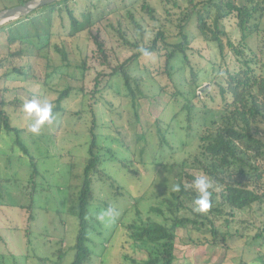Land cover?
I'll return each mask as SVG.
<instances>
[{"label": "rangeland", "instance_id": "obj_1", "mask_svg": "<svg viewBox=\"0 0 264 264\" xmlns=\"http://www.w3.org/2000/svg\"><path fill=\"white\" fill-rule=\"evenodd\" d=\"M78 1L77 5L71 3L75 16L84 21V14H90L98 23L71 38L68 17L55 15L52 46L43 53L48 59L7 58L19 45L8 49L4 36L0 38V88L4 89L1 97L6 103L5 111L11 125L24 130L21 141L38 166L37 177L30 180L28 159L15 145V136L0 133V264L73 261L79 229L78 192L88 157L93 114L103 179H94V202L87 215L88 246L94 253L89 264L145 260V250L140 245L135 247L126 226L164 221L151 208L169 196L173 186L181 181L182 172L202 175L197 167L201 159L199 137L209 126L205 125V118L222 108L219 84L225 85L228 73H237L243 66L227 48L224 55L220 54L217 43L200 34L195 19L181 22L189 0H92L91 6L89 0ZM242 1L234 0L237 4ZM6 2L0 0V9ZM146 4L154 9L153 18L143 9ZM128 12L134 15L144 37L132 24ZM236 22L231 16L221 25L235 42L239 39ZM178 25H186L184 32L190 42L187 60L176 55L171 78L165 73V51L143 56L131 64L128 71L133 87L139 90L133 106L122 79L109 77L115 67L138 50L125 45L117 30L126 31V40L140 47L149 45L162 30L172 45L181 41ZM260 29V36L254 34L248 39V47L264 62V22ZM96 35L105 44L108 64H101L92 40ZM222 40L226 45L227 38ZM54 45L65 49L69 65L63 63ZM159 46L165 48L162 42ZM246 55L253 56L250 52ZM83 62L85 71L81 69ZM253 66L258 68L259 64ZM14 67L27 76L17 75ZM99 74L100 94L93 99ZM68 86L73 92L62 102L63 111L56 112L59 92ZM34 97L53 103L56 117L38 135L28 131L30 122L22 111L25 100ZM187 103L191 105L190 112L183 107ZM108 151H112L114 159H109ZM119 160L131 161L134 172L125 170ZM112 182L123 188L120 192L124 196L118 195ZM109 208L115 210L114 220H98L100 213ZM256 209L251 214L236 212L229 231L243 233V237L230 242L228 250L196 245L190 242L187 230H178L174 264H264L260 258L264 242L253 239L264 224L263 211Z\"/></svg>", "mask_w": 264, "mask_h": 264}, {"label": "trees", "instance_id": "obj_2", "mask_svg": "<svg viewBox=\"0 0 264 264\" xmlns=\"http://www.w3.org/2000/svg\"><path fill=\"white\" fill-rule=\"evenodd\" d=\"M28 1L30 0H7L0 11L23 5ZM92 2L89 0L90 6L93 5ZM71 3L77 5L79 1L63 0L40 8L27 17L1 26L0 38L4 36L6 47L11 49L12 46L19 45V49L8 53L7 58L20 59L35 56L48 59L47 54L43 53L52 46L51 38L55 15L65 14L68 17L69 37L71 38L78 37L98 23L90 14L88 16L84 14V21H80L75 16V10L71 7ZM188 4L189 7L183 14L181 22L188 23L195 19L200 34L205 39L216 42L220 54L224 55L227 48L243 65L237 73H228L225 85L219 84L222 108L205 118L204 123L209 126L199 137L201 159L198 161L199 168L197 167V169L201 171V176L206 177L212 183L210 189L212 207L207 213L194 211L193 201L197 193L192 187V182L199 176H194L189 170L182 172L181 181L178 182L181 191L174 192L172 190L161 204L151 208L154 213L163 216L164 221H151L146 224L141 222L126 226L128 237L133 241L135 247L140 245L147 254L145 260L139 261L131 258L129 264H174L175 241L180 229L187 230L190 242L196 245H213L228 250L230 242L243 237V233L235 232L233 234L229 231V224L234 221L236 212L247 211L251 214L257 208L256 210L263 211L262 214H264V62L259 61L248 47V39L254 34L260 36L262 32L260 25L264 22V0H243L238 4L234 0H189ZM143 9L153 18L154 9L147 4L143 5ZM128 14L134 27L140 29L141 35L144 37V32L136 22L134 15L131 12ZM231 16H234L237 21L236 27L239 32L237 42L221 29L222 22ZM185 26L178 25L180 42L168 44L164 31L160 30L149 45L142 47L127 41L126 31L117 30L125 45L138 50L119 67H115L109 77L116 76L122 79L133 106H135L134 102L139 90L137 87H133V80L128 70L131 64L144 56L139 49H147L151 54L165 51V73L171 78L176 55H179L184 61L187 60L186 52L190 42L188 35L184 32ZM222 37L227 38L226 45ZM92 40L96 45L101 64H108L104 42L97 35L93 36ZM161 42L165 44V48L159 46ZM53 47L61 56L63 63L69 65L65 49L56 45ZM247 52L252 53L253 56L248 57ZM4 61L7 62L6 59ZM85 63L83 62L81 66L83 71L86 70ZM257 63L259 64L258 68L253 66H256ZM13 71L17 75L27 76L22 69L14 67ZM101 76L99 74L95 79L93 99L100 94V90L97 89L100 86ZM108 86L105 85V87ZM2 92L4 89L0 88V133L6 132L15 136V145L27 157L31 168L30 180H33L38 175L37 161L21 141L20 136L24 130L11 125L5 111L6 103L3 101V96L1 97ZM72 92L73 88L69 86L59 92L55 101L56 112L63 111L62 102L68 99ZM193 95L197 98L196 90ZM183 107L188 112L191 111L189 103ZM95 118L93 114L88 157L78 192L79 229L74 245V259L70 264H89L94 257L91 247L88 246L89 222L87 215L94 202L92 195L94 179L96 177L103 179ZM159 134L162 138L160 129ZM108 154L110 160L114 159L112 151H108ZM119 161L129 173L134 172L129 164L131 161ZM104 177L111 179L106 174ZM114 182L111 186L118 195L124 196L125 193L120 192L123 188L115 186ZM253 239L264 242V224L258 229ZM260 258L264 263V254L260 255ZM60 259L61 256H59Z\"/></svg>", "mask_w": 264, "mask_h": 264}, {"label": "clouds", "instance_id": "obj_3", "mask_svg": "<svg viewBox=\"0 0 264 264\" xmlns=\"http://www.w3.org/2000/svg\"><path fill=\"white\" fill-rule=\"evenodd\" d=\"M139 51L145 57L150 56L151 53L147 49H139ZM22 111L24 113L25 119L30 123L28 125V131L33 134L38 135L41 129L47 124L52 125L55 121L54 105L48 99L34 97L29 100H25L22 105ZM192 187L197 193L196 198L193 203L195 205L194 211L197 213H207L212 207L211 196L212 193L210 189L212 188V183L203 176L196 177L192 182ZM174 192H180L181 186L176 184L172 189ZM109 221L114 220L115 210L112 208L100 213L97 217L98 220L104 221L105 219Z\"/></svg>", "mask_w": 264, "mask_h": 264}, {"label": "water", "instance_id": "obj_4", "mask_svg": "<svg viewBox=\"0 0 264 264\" xmlns=\"http://www.w3.org/2000/svg\"><path fill=\"white\" fill-rule=\"evenodd\" d=\"M63 0H30L23 5H18L0 11V27L17 19L27 17L36 10L50 6Z\"/></svg>", "mask_w": 264, "mask_h": 264}]
</instances>
